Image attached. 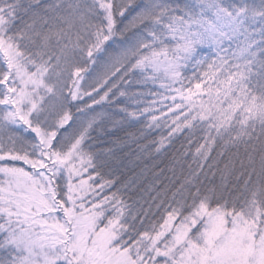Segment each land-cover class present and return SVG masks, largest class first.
Listing matches in <instances>:
<instances>
[{
    "label": "snow or ice",
    "instance_id": "1",
    "mask_svg": "<svg viewBox=\"0 0 264 264\" xmlns=\"http://www.w3.org/2000/svg\"><path fill=\"white\" fill-rule=\"evenodd\" d=\"M0 264H264V0H0Z\"/></svg>",
    "mask_w": 264,
    "mask_h": 264
}]
</instances>
